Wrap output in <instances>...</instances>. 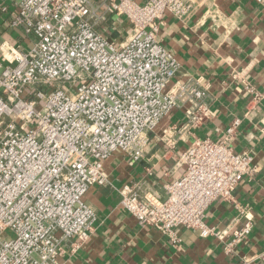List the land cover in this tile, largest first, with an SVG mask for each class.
Here are the masks:
<instances>
[{
	"label": "built area",
	"instance_id": "obj_1",
	"mask_svg": "<svg viewBox=\"0 0 264 264\" xmlns=\"http://www.w3.org/2000/svg\"><path fill=\"white\" fill-rule=\"evenodd\" d=\"M194 3L0 0L1 22L23 39L14 45L0 32V264H58L64 244L76 238L78 247L94 232L96 211L85 196L109 185L108 159L143 161L149 133L176 110L184 111L185 130L212 117L209 87L202 78L177 80L180 63L158 38L166 14L185 22ZM109 20L127 22L128 34L118 40ZM243 82L254 103L264 101V92ZM239 125L232 122L219 142L195 137L180 154V175L165 186V199L127 183L117 189L119 207L173 246L185 228L217 238L237 256L253 216L234 192L258 172L254 156L234 148ZM218 200L239 213L224 230L205 222Z\"/></svg>",
	"mask_w": 264,
	"mask_h": 264
},
{
	"label": "crops",
	"instance_id": "obj_2",
	"mask_svg": "<svg viewBox=\"0 0 264 264\" xmlns=\"http://www.w3.org/2000/svg\"><path fill=\"white\" fill-rule=\"evenodd\" d=\"M194 1V12L185 22L165 15L158 38L180 63L177 80L202 78L209 87L207 103L212 117L198 128L185 130L184 111L176 110L149 133L143 161L122 154L108 159L104 171L109 185L94 186L85 196L96 211L94 232L78 247L76 238L64 244L58 264H243V258L252 257L256 258L250 264H264V101L254 103L243 82L264 92V4L254 0ZM1 20L3 40L23 43L21 30H8ZM108 25L118 40L130 29L122 20H109ZM236 73L239 76L233 79ZM235 120L240 125L234 148L249 151L258 168L234 192L235 200L248 206L253 216L252 234L237 256L227 255L217 238H202L185 228L178 229L181 241L173 246L160 231L141 228L119 207L117 189L127 183H140L143 191L165 199V186L180 175V154L194 138L219 142ZM167 138H173L175 145H167ZM238 214L233 204L218 200L208 207L205 222L224 230Z\"/></svg>",
	"mask_w": 264,
	"mask_h": 264
}]
</instances>
